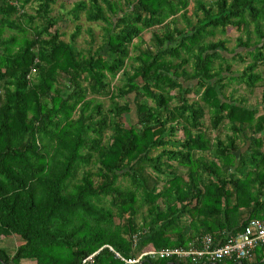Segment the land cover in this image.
I'll list each match as a JSON object with an SVG mask.
<instances>
[{"label": "trees", "instance_id": "16d2710c", "mask_svg": "<svg viewBox=\"0 0 264 264\" xmlns=\"http://www.w3.org/2000/svg\"><path fill=\"white\" fill-rule=\"evenodd\" d=\"M18 1L0 0V264H82L97 250L86 264H136L105 245L131 257L199 244L208 233L223 241L264 220V113L227 98L223 67L215 66L227 39H210L243 29L247 39L238 36L237 46L251 61L234 77L255 86L264 0H194L195 22L190 0H75V21L84 13L103 23L104 42L88 55L75 46L81 24L71 41L55 27L56 0ZM28 2L37 4L33 13ZM146 29L154 45L132 56ZM121 71L126 80L112 84L108 77ZM191 92L200 99L190 101ZM90 94L109 97L110 106ZM206 108L213 128L233 134L208 137L198 124ZM13 236L22 238L15 248L1 244ZM256 251L253 263L142 264H264V245Z\"/></svg>", "mask_w": 264, "mask_h": 264}, {"label": "rangeland", "instance_id": "374dc122", "mask_svg": "<svg viewBox=\"0 0 264 264\" xmlns=\"http://www.w3.org/2000/svg\"><path fill=\"white\" fill-rule=\"evenodd\" d=\"M75 0H56V2L53 4V16L54 20L56 22V26L62 33V38L66 41L72 40V33L75 30V26L77 23L81 24V31L80 34L75 39V46L79 50L83 51L85 55H88L89 52H94L97 50L102 44H103V33L104 30L102 28L103 23L102 22H93L88 21L86 19V16L84 13L81 14V17L79 20H74L73 15L70 13V10L73 7ZM36 3L28 2L25 5V10L29 13H33L36 7ZM188 17L193 20L194 22L197 21V15L195 13V4L194 0H190V4L187 9ZM200 16H203L202 13L199 14ZM38 21V19H37ZM177 25L179 27H185L187 25V21L181 16L177 15ZM171 25H174L172 22ZM152 31L146 29L144 31L143 39L136 38L134 48L132 49V56L135 54H139L141 51V48H144L147 45H154L153 37H152ZM254 35V34H253ZM242 36L243 39H247V35L243 31L242 28L237 27H228V31L225 34H222L220 31H217L215 35L211 36L210 39L217 40L219 38L227 39V51L223 52V59H218L215 62V66H222L223 67V75L225 76V83L227 86L225 87V93L227 95V98L230 100L234 99L238 102H243L244 105L247 106H256L258 108V113L262 114L264 113V63H260L259 66L256 69V72L262 73V78L258 80L253 87H249L246 83H238L234 76H236L238 73L242 72L245 65L251 61L250 56L247 54V51L244 47H238L237 46V37ZM255 38V35H254ZM238 52H242L244 55V59H240V56H237ZM224 57L226 59H224ZM228 59V60H227ZM133 58L128 59V65L126 67L127 70H131L130 64H132ZM228 62L230 64V68L228 67ZM188 69H191V66L188 64L186 65ZM232 78V79H231ZM58 80L61 83L65 82L64 77L58 76ZM108 80L112 82L114 85H120L122 84L126 78L123 71L119 72L116 77H112L111 75L108 77ZM194 82V81H193ZM193 82H190L189 84H192ZM175 91H172V94H174ZM190 101L200 99L199 93L191 92L188 95ZM89 98H92L95 101L103 102V105L107 108L110 106L111 99L107 96H101L97 94H90ZM121 102L124 101L123 98L119 99ZM172 103H177L176 99L172 100ZM131 117L134 118V112L129 113L128 118ZM212 116L209 113V111L206 108V113L203 118H201L200 122L198 123L200 126V129L206 133L208 137L211 138H226L227 134H233V132L230 129H227L226 126H223V128L220 129V131L216 128L212 127L211 124ZM227 122V120H224V124ZM184 123L188 125V122L185 121ZM186 135V130L180 129L178 130L177 136L178 137H184ZM242 144V143H241ZM158 150V149H157ZM157 150H154V153L157 152ZM124 183H127L126 180ZM15 240L17 243L22 241L21 237L13 236L5 237L2 239L1 244L4 246H8V244H14ZM10 248V247H9Z\"/></svg>", "mask_w": 264, "mask_h": 264}, {"label": "built area", "instance_id": "2783aa9c", "mask_svg": "<svg viewBox=\"0 0 264 264\" xmlns=\"http://www.w3.org/2000/svg\"><path fill=\"white\" fill-rule=\"evenodd\" d=\"M13 4H19L18 0H9ZM200 242H193L189 247H152L141 250L136 256L125 257L111 245H105L115 252L116 256L126 263L141 264L147 257L151 258H191L194 263H216L230 260L242 261L255 254V250L264 245V220L254 218L249 221L242 232L225 235L223 241L217 240L211 234H204ZM135 245L138 239L135 236ZM98 252L87 256L82 264L93 259Z\"/></svg>", "mask_w": 264, "mask_h": 264}, {"label": "crops", "instance_id": "0c3cea01", "mask_svg": "<svg viewBox=\"0 0 264 264\" xmlns=\"http://www.w3.org/2000/svg\"><path fill=\"white\" fill-rule=\"evenodd\" d=\"M254 193H255V191H254ZM255 195V194H254ZM10 238H12V237H10ZM19 244V242L17 243V241L15 240V242H14V244H8V246L10 247V248H15V246H17ZM259 254H260V252H258V251H256L255 252V254L249 259L252 263L253 262H256L257 261V259H258V256H259ZM36 262H35V260H32V259H28V260H24L23 262H22V264H35Z\"/></svg>", "mask_w": 264, "mask_h": 264}, {"label": "water", "instance_id": "95a60500", "mask_svg": "<svg viewBox=\"0 0 264 264\" xmlns=\"http://www.w3.org/2000/svg\"><path fill=\"white\" fill-rule=\"evenodd\" d=\"M142 263H143V262H142ZM142 263H141V264H142ZM240 263H242V262L240 261Z\"/></svg>", "mask_w": 264, "mask_h": 264}]
</instances>
